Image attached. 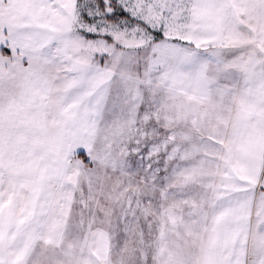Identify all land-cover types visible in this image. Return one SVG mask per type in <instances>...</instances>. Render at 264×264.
<instances>
[{
	"label": "snow or ice",
	"instance_id": "1",
	"mask_svg": "<svg viewBox=\"0 0 264 264\" xmlns=\"http://www.w3.org/2000/svg\"><path fill=\"white\" fill-rule=\"evenodd\" d=\"M0 264H264V0H0Z\"/></svg>",
	"mask_w": 264,
	"mask_h": 264
}]
</instances>
